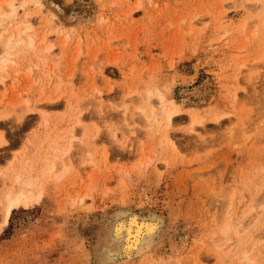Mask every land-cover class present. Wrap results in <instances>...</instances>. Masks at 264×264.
I'll return each instance as SVG.
<instances>
[{
  "label": "rangeland",
  "instance_id": "rangeland-1",
  "mask_svg": "<svg viewBox=\"0 0 264 264\" xmlns=\"http://www.w3.org/2000/svg\"><path fill=\"white\" fill-rule=\"evenodd\" d=\"M13 5L0 41L34 45L0 69V195L43 189L6 224L0 202V264H264V0ZM124 215L159 223L129 257Z\"/></svg>",
  "mask_w": 264,
  "mask_h": 264
},
{
  "label": "bare ground",
  "instance_id": "bare-ground-1",
  "mask_svg": "<svg viewBox=\"0 0 264 264\" xmlns=\"http://www.w3.org/2000/svg\"><path fill=\"white\" fill-rule=\"evenodd\" d=\"M3 3L8 5L9 8L12 11H14L13 0H3V2H1V4H0V16L1 17L5 16V10H4L5 8L3 7ZM6 12H8V11H6ZM6 15H7V13H6ZM8 20H10V19H8ZM21 26H22V24L17 25L15 30L10 32L9 36L6 38L5 41H0V43L3 45L2 50L6 53V55L5 54L3 56L0 55V69L1 70H3L7 66V64H9L10 62L11 63L13 61L15 62V60H12L11 58L14 55V53L18 50L20 45L26 44L28 47L34 45V38L31 37L29 35V33L27 34L31 25L29 26L27 23L25 28L24 27L22 28ZM0 38H2L1 35H0ZM18 53H15V54L17 55ZM1 79L2 78H0V80ZM156 96L158 98L157 104H160L162 106V111H161V113L159 112V114H161V117H162L161 118L162 122H159V123L161 124V123L165 122L166 127H168V125L169 126L171 125V122H172L175 114L179 110H177L178 109L177 107H176L177 109L175 107H172V106L169 107L168 104L166 103L164 95H162L161 93H157ZM153 105H155V104H153ZM152 108H155V106H152ZM143 109H144V112L147 113V111H145V108H140V110H143ZM149 115H148V117H149ZM194 121L198 122L199 120L196 121V119H194ZM192 129L194 131V128H192ZM166 139L169 140V137L166 136ZM5 142L6 141L3 139L2 135H0V146H1V144L5 143ZM31 167L33 168V166H31ZM56 168H58L56 163L55 162L51 163L49 166V171L51 173L56 172L55 171ZM1 171H0V173H1ZM43 171H45V170H43ZM13 172H14V170H13ZM43 173H45V172H43ZM46 173H47V171H46ZM44 175L46 176V174H44ZM40 177H41V174L40 175L36 174V172L34 170L27 169V170H23V171L22 170H20V171L15 170V173L9 178V182L4 180L5 181L4 191H3L2 195H0V199H1L0 202L3 203V208H2V214H3L2 215V218H3L2 223L3 224H6L8 222L9 217L11 215V212L13 211L14 208L19 207L20 204L21 205L22 204L28 205V204H30V202L40 199L41 192H42L41 189H43L42 183L40 182ZM158 224L159 223H158V221H156L155 217H151L149 219L145 218V219L140 221L138 219L137 215H131V216L124 215L123 217H118L117 220L115 221V223L112 227L111 235H112L113 239H115L121 243L122 253L127 254V256L129 257L131 252L134 249L138 248L140 242L141 243L148 242L152 238V236H154L156 234L157 229H158ZM111 254L113 256H116V257L118 256V253H116V252H111Z\"/></svg>",
  "mask_w": 264,
  "mask_h": 264
}]
</instances>
